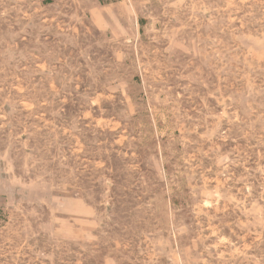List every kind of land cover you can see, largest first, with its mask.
I'll use <instances>...</instances> for the list:
<instances>
[{
    "label": "rangeland",
    "instance_id": "1",
    "mask_svg": "<svg viewBox=\"0 0 264 264\" xmlns=\"http://www.w3.org/2000/svg\"><path fill=\"white\" fill-rule=\"evenodd\" d=\"M0 264H264V0H0Z\"/></svg>",
    "mask_w": 264,
    "mask_h": 264
}]
</instances>
